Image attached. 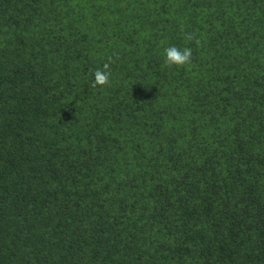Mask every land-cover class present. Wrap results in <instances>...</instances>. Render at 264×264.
Listing matches in <instances>:
<instances>
[{
    "label": "trees",
    "instance_id": "1",
    "mask_svg": "<svg viewBox=\"0 0 264 264\" xmlns=\"http://www.w3.org/2000/svg\"><path fill=\"white\" fill-rule=\"evenodd\" d=\"M0 264H264V0H0Z\"/></svg>",
    "mask_w": 264,
    "mask_h": 264
},
{
    "label": "clouds",
    "instance_id": "2",
    "mask_svg": "<svg viewBox=\"0 0 264 264\" xmlns=\"http://www.w3.org/2000/svg\"><path fill=\"white\" fill-rule=\"evenodd\" d=\"M186 38L189 41L194 40V36L192 33H186ZM197 45L199 44V41H195ZM165 53V65L167 67H183L185 65L191 64L192 63V53L193 50L191 47H185L183 49L173 45L169 46L164 49ZM111 58H109L110 60ZM110 63L106 62L103 65L102 69H97L94 72V80L92 82V87H97V86H106L110 83V77H111V72H110Z\"/></svg>",
    "mask_w": 264,
    "mask_h": 264
}]
</instances>
